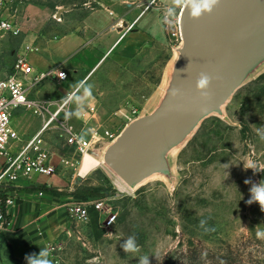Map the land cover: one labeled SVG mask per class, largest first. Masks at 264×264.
Listing matches in <instances>:
<instances>
[{
	"label": "rangeland",
	"instance_id": "obj_1",
	"mask_svg": "<svg viewBox=\"0 0 264 264\" xmlns=\"http://www.w3.org/2000/svg\"><path fill=\"white\" fill-rule=\"evenodd\" d=\"M162 1L172 6V0ZM117 3L0 0V20L7 19L16 26L14 33H0V80L12 72L28 39L42 34L59 37L70 30L66 26L70 20H81L101 6L114 8ZM166 33L147 55L120 67L123 72H117L125 81L107 83L110 96L99 101L93 113L89 109L91 127L86 128L76 116L70 118L83 138L91 139L96 131L98 138L103 137L90 152L95 158L103 157L112 143L106 133L118 137L130 123L128 117L133 109L139 118L158 105L177 57L175 42L167 30ZM64 87H58L59 97H67ZM40 97L53 100L49 94ZM72 105L68 112H72ZM25 114L23 128L32 134L42 118ZM45 140L54 159L62 156L71 163L77 160L79 165L73 170L65 166L58 171L42 198L35 189L27 187L14 191L18 201H26L32 207L22 224L16 219V206L9 210L8 220L3 214L0 264H25L27 254L41 249L48 250L52 264H138L140 256H149L150 264H264V236L258 235L264 233V211L258 203H247L252 184L264 180V171L245 169L249 164L264 169V67L224 107L223 117L206 119L171 156V179L153 178L135 190L123 189L117 176L94 159L89 167L79 171L82 161L67 146L64 128L50 129ZM246 180L250 183L246 184ZM82 192L117 197L114 205L119 219L110 233L106 234L100 221L85 225L69 219L63 204ZM202 220L206 222L203 227ZM15 222L19 230L14 227ZM133 234L140 252L126 254L120 244ZM11 235L14 239L24 237L25 244L19 246Z\"/></svg>",
	"mask_w": 264,
	"mask_h": 264
},
{
	"label": "water",
	"instance_id": "obj_2",
	"mask_svg": "<svg viewBox=\"0 0 264 264\" xmlns=\"http://www.w3.org/2000/svg\"><path fill=\"white\" fill-rule=\"evenodd\" d=\"M179 15L181 45L164 93L153 111L129 123L105 149L103 163L131 190L172 178L170 158L264 67V0H218L212 11ZM210 79L205 99L196 82ZM176 89V95L172 91ZM175 154V153H174Z\"/></svg>",
	"mask_w": 264,
	"mask_h": 264
},
{
	"label": "built area",
	"instance_id": "obj_3",
	"mask_svg": "<svg viewBox=\"0 0 264 264\" xmlns=\"http://www.w3.org/2000/svg\"><path fill=\"white\" fill-rule=\"evenodd\" d=\"M148 8H154L160 14V18L168 31V37L175 42L178 48L181 43L179 31V15L174 13L172 6L162 0H151ZM175 14V16H174ZM16 26L7 19L0 20L1 32H15ZM29 51V49H28ZM69 79L65 71L45 72L36 74L28 60V52L19 55L13 65L12 72L0 80V224L4 225V213L9 219V210L16 206L18 189L27 187L35 189L41 198L46 194L45 188L49 185L42 178L51 179L55 177L65 166L71 170L79 165L69 162L62 156L57 164L54 163V155L47 147L45 136L52 128H64L66 144L83 161L85 155L89 154L93 145L101 142L98 132L91 139L83 138L76 126L66 118L70 102L67 97L60 104L50 100H40L34 96L36 90L46 81L54 80L64 83ZM51 107L54 110H51ZM17 110H24L34 117L42 118L41 129L30 139L22 138L20 133L12 124L13 115ZM93 113L95 109L91 108ZM138 111L133 109L128 117L129 122L136 120ZM64 118V119H62ZM110 142L117 136L106 133ZM76 163V164H74ZM82 163V162H81ZM71 199L63 204L69 219L80 224H91L94 221L101 222V228L110 233L118 223L119 213L115 207L117 197H80L71 196ZM6 220V222H7Z\"/></svg>",
	"mask_w": 264,
	"mask_h": 264
},
{
	"label": "crops",
	"instance_id": "obj_4",
	"mask_svg": "<svg viewBox=\"0 0 264 264\" xmlns=\"http://www.w3.org/2000/svg\"><path fill=\"white\" fill-rule=\"evenodd\" d=\"M117 1L114 8L101 6L81 20H70L66 25L70 30L59 37L49 38L42 34L28 39L17 55L18 57L28 52L29 63L36 74L49 71H65L68 74L69 79L64 83L49 80L41 85L34 94L40 100H43L41 95L47 97L49 94L53 100L50 97L45 100L60 104L66 97L57 95L58 87L65 86L64 93L68 96L81 82L92 86V97L84 104L83 114L76 116L86 128L93 125V122L87 119L88 116L91 117L89 109L97 107L99 101L102 102L110 96L106 91L107 83L114 85L125 81L117 72H123L120 67L128 66L136 58L147 55L148 50L154 47L156 42L163 41L167 35L159 12L154 8H148L150 3L148 0ZM82 91L83 89L80 90L81 93ZM72 108V111L76 110L75 103ZM25 113L28 112L17 110L13 115L12 124L22 138L30 139L41 129L42 121L35 126L32 134H27L23 128ZM58 159H54L55 164L58 163ZM82 163L79 171L89 167L92 161L88 159L84 167ZM52 179H46L47 181L44 182L50 187ZM31 207L26 201L16 203L15 210L18 214L16 219L19 224L26 222L23 218ZM17 224L14 227L18 229ZM18 230L16 233L19 232ZM12 240L19 246L25 244L24 237L16 239L13 237Z\"/></svg>",
	"mask_w": 264,
	"mask_h": 264
},
{
	"label": "clouds",
	"instance_id": "obj_5",
	"mask_svg": "<svg viewBox=\"0 0 264 264\" xmlns=\"http://www.w3.org/2000/svg\"><path fill=\"white\" fill-rule=\"evenodd\" d=\"M218 0H199V3L193 4L191 8V16L198 18L201 16L202 12H211L213 7L217 5ZM185 4H192V0H172L173 10L179 7L185 6ZM210 77L206 74L200 75L196 82V87L200 90L201 95L207 99L209 97V85ZM83 89L82 93L80 90ZM172 95H176V89L172 91ZM92 97V86L86 85L81 82L77 85L76 90L67 97V101L76 104V110L66 113V118H71L72 116H81L83 114V107L86 101ZM245 167V166H244ZM245 169H252L254 172L264 171V169L257 168L255 164H249ZM246 184L250 181L246 180ZM250 199L247 201L248 204L258 203L260 205L261 211H264V180H261L258 184H252L250 188ZM205 221H201V226L203 227ZM258 235L264 236V233H258ZM120 248L124 253H139L140 245L137 242V237L135 234L130 235L127 239H124ZM49 252L47 249H41L38 253H31L25 256V264H52V261L48 258ZM138 264H150L149 256H140L138 258Z\"/></svg>",
	"mask_w": 264,
	"mask_h": 264
},
{
	"label": "bare ground",
	"instance_id": "obj_6",
	"mask_svg": "<svg viewBox=\"0 0 264 264\" xmlns=\"http://www.w3.org/2000/svg\"><path fill=\"white\" fill-rule=\"evenodd\" d=\"M123 26H124V24H123ZM174 153H175V152H173L172 155H174ZM86 156H88V157L85 158ZM85 157L83 158L84 161H82V162H83V163H82V166H83V167L86 166L88 159H94V160L100 162V164H104V163H103L102 156H101L100 159H98V158H95L93 155H91V154L89 153V154L85 155ZM79 168H80V167H79ZM81 168H82V167H81ZM157 178H158V179H163L162 177H157ZM117 179H118V183L120 184V186H121L123 189H126L127 186L123 183V181H121L118 177H117Z\"/></svg>",
	"mask_w": 264,
	"mask_h": 264
},
{
	"label": "trees",
	"instance_id": "obj_7",
	"mask_svg": "<svg viewBox=\"0 0 264 264\" xmlns=\"http://www.w3.org/2000/svg\"><path fill=\"white\" fill-rule=\"evenodd\" d=\"M76 196H80V197H98V192H86V193H78V195H76ZM239 251H238V253H237V256H239ZM167 260V258L166 259H164V261H166Z\"/></svg>",
	"mask_w": 264,
	"mask_h": 264
}]
</instances>
